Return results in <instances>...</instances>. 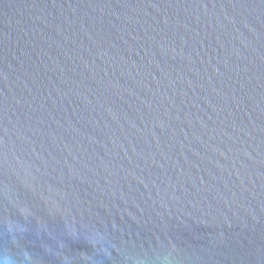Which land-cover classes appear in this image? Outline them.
<instances>
[{"label": "water", "instance_id": "1", "mask_svg": "<svg viewBox=\"0 0 264 264\" xmlns=\"http://www.w3.org/2000/svg\"><path fill=\"white\" fill-rule=\"evenodd\" d=\"M88 226L264 264V0H0V252L132 264Z\"/></svg>", "mask_w": 264, "mask_h": 264}, {"label": "clouds", "instance_id": "2", "mask_svg": "<svg viewBox=\"0 0 264 264\" xmlns=\"http://www.w3.org/2000/svg\"><path fill=\"white\" fill-rule=\"evenodd\" d=\"M21 214L25 218L30 215L28 212H23ZM6 230L13 243H17L18 235L23 234L27 229L25 225L9 219L6 224ZM70 234L75 239L80 238L82 235L84 240H86L93 247L96 253L103 254L105 257L110 258L112 256V250H115L118 254L122 255L125 260L131 259L132 264H146V261L143 257H134L123 247H118L107 231H100L94 226H88L83 232L74 230ZM23 258L24 264H35L33 256L26 250L23 252ZM160 259L161 257L159 256L158 260ZM0 264H18V262L12 254L0 252ZM63 264H70V261L65 260ZM89 264H97V261L94 260L92 256H90ZM162 264H170L168 255L163 257Z\"/></svg>", "mask_w": 264, "mask_h": 264}]
</instances>
